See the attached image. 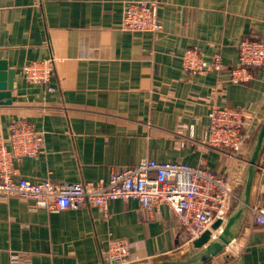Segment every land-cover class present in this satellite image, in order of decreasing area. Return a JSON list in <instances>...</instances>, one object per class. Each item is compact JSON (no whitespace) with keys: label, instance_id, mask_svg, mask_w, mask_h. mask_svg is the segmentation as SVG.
<instances>
[{"label":"crops","instance_id":"crops-1","mask_svg":"<svg viewBox=\"0 0 264 264\" xmlns=\"http://www.w3.org/2000/svg\"><path fill=\"white\" fill-rule=\"evenodd\" d=\"M157 3L160 32L120 30L129 2ZM264 41V0H0V62L14 72L9 105L0 104V139L24 118L41 137L40 152L14 167L31 182L88 183L142 159L196 165L200 160L234 180L237 160L203 144L208 114L237 108L257 123L264 116V66L231 83L241 40ZM195 47L224 67L181 68ZM52 61L46 85H32L22 68ZM52 88L53 91H48ZM247 149V148H246ZM264 207V153L246 217L236 239L211 264H264V227L252 206ZM124 239L137 263L192 250L173 214L115 200L107 216L96 207L45 210L30 199L0 196V264H102L108 242Z\"/></svg>","mask_w":264,"mask_h":264},{"label":"built area","instance_id":"built-area-1","mask_svg":"<svg viewBox=\"0 0 264 264\" xmlns=\"http://www.w3.org/2000/svg\"><path fill=\"white\" fill-rule=\"evenodd\" d=\"M157 3L129 2L125 5L120 24L124 32H160ZM236 67L228 70L231 83H244L250 71L264 66V41L241 40L237 46ZM181 68L186 73H199L213 69L221 71L223 65L215 58L205 61L197 48L185 50ZM22 76L32 85H46L52 73V61H33L22 68ZM48 91H53L49 88ZM257 119L246 116L237 108H212L208 114L203 144L214 149L226 150L238 159L244 153ZM41 137L24 118L11 120L6 145L0 139V196L30 199L45 210L96 207L107 216L110 202L136 200L141 209L160 214L165 206L173 214L178 226L192 243L214 222H224L233 197L234 180L209 169L203 160L196 165L177 162H156L142 159L137 165L112 172L107 180L88 183H52L49 180L31 182L19 176L14 161L33 158L40 152ZM250 220L264 227V207L249 208ZM17 255L11 257L16 264ZM130 244L124 239H111L102 264H135ZM232 264V263H225Z\"/></svg>","mask_w":264,"mask_h":264},{"label":"water","instance_id":"water-1","mask_svg":"<svg viewBox=\"0 0 264 264\" xmlns=\"http://www.w3.org/2000/svg\"><path fill=\"white\" fill-rule=\"evenodd\" d=\"M12 70L0 62V104L9 105L13 88ZM264 153V116L257 124L241 160L234 183L233 197L224 222H214L211 229L194 240L192 250L172 258L135 264H211L223 254L238 236L246 217L252 185L259 162Z\"/></svg>","mask_w":264,"mask_h":264},{"label":"rangeland","instance_id":"rangeland-1","mask_svg":"<svg viewBox=\"0 0 264 264\" xmlns=\"http://www.w3.org/2000/svg\"><path fill=\"white\" fill-rule=\"evenodd\" d=\"M253 134V133H252ZM252 136V135H251ZM248 146V145H247Z\"/></svg>","mask_w":264,"mask_h":264}]
</instances>
